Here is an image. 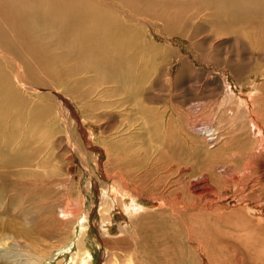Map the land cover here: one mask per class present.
I'll return each instance as SVG.
<instances>
[{"label":"bare ground","instance_id":"1","mask_svg":"<svg viewBox=\"0 0 264 264\" xmlns=\"http://www.w3.org/2000/svg\"><path fill=\"white\" fill-rule=\"evenodd\" d=\"M193 1L198 6L213 9L214 12L208 14L207 18L211 17L212 20L217 22L224 18L226 23L232 25H243L244 21L250 16L257 15L258 17L264 13V0ZM119 2L122 6V12L111 7V5L110 7L107 6V3V5L102 4L98 0H0V264H53L58 256L56 253H63L64 257L68 256L69 264H94L96 257L94 247L99 246V241L96 242V238L101 241L104 247H102L105 256L104 264H225L223 260H218V262L213 260V258L220 257L221 251L217 248L218 245L212 240L211 236L210 242L204 238V235H207L208 232L201 230L206 229L207 226L200 224V227H197L186 216L189 211L190 214L195 215L193 219L198 220L202 211H208V209L216 206L214 205L215 201L208 199L202 202L203 207L196 205L189 208L188 205L182 206L184 199L180 198L179 195L173 197L172 193H169V189L168 191L166 189L159 190L158 193L156 191L148 193L139 187L131 188V181L129 182L127 178L129 174L126 173V167L132 163V159L134 163L139 162V160L136 161L138 156L132 159L130 155L127 156L129 154L128 147L132 146L133 149V143L128 140L126 143H122L123 145L119 139L120 143H108L105 147L101 145L104 149L103 153L105 151L107 153L108 162L105 163L106 165L112 162V152L117 154L114 161V170H109L110 174L106 172L107 170L105 171L108 175L106 178L110 180L108 186L97 180H94L93 184L90 181L86 183L84 194L80 182H78L77 192L75 186H69V193H65L63 200L55 202V200H52V191L50 187L48 188L47 183H40L43 181L44 175L40 174L37 168L43 165L44 162L38 159L39 149L31 148V142L26 139V135L30 130L36 128L39 123H43L47 130L52 128L51 136L56 130H59L60 133L64 132L78 155L83 171L84 169H91V160L97 154L94 150L99 152V147H97L99 144L94 145L96 131L93 126L95 124L92 125L91 120L87 117L96 115L97 111L101 109L108 108L109 110L110 107V105L94 102L93 97L96 89L98 91L102 87V91L100 90L102 93L105 88L104 85H107L109 87L105 88L107 94L111 93L114 96L124 94L129 103H139L142 97L145 98L146 91H149L154 82L160 78V72L157 70L152 83L148 86V83H150V70H147L148 57H142V54L148 51L146 48L147 42L141 33L144 32L145 34L146 30L136 23L140 18L137 16L140 14L133 12V9H135L150 14L148 7L152 1L143 0V7L140 9L134 7L141 5L142 0H119ZM193 4L192 6L196 5ZM119 19L123 20L124 24H121ZM134 29L137 30L140 37L135 36ZM254 44L252 45L255 46ZM157 55L156 53L153 56L157 58ZM160 58L162 57L160 56ZM49 83L57 89L49 92L38 90V87H42L41 84L48 87ZM85 83H91V86L85 88ZM226 95L228 96V94ZM231 95L233 97L234 94ZM28 96L33 97L32 101ZM239 101L237 103H241ZM243 104L245 107L243 105L244 110H241V112L250 116L251 119L248 122L251 123V126L248 125L249 132L247 131L246 135H240V141L243 143L241 142L242 151L239 153L245 158L246 164L243 172H248L250 181L244 184L249 189V187L258 184L264 185V163L260 162V155L264 152V118H262L264 115L262 117L259 115V110L256 109L254 103ZM231 110L233 111L235 108H231ZM140 111L138 113L141 117H147L146 135H148L147 138L145 137V143L143 142L144 147L142 145L141 148L152 153L160 147L159 142L156 143L153 136L161 134L162 130L160 126L152 125L157 116L146 111L143 106ZM238 111L240 112V109ZM117 113L118 110H114V112L113 110L108 112L103 110L102 112L99 111L98 115L99 119H103L114 117ZM239 118L237 114L234 122L236 123ZM242 118L244 119V117ZM81 123L88 130V139L82 136L83 130L78 128L82 125ZM76 130L81 133L77 134ZM204 131L207 136L202 137L205 139L210 141L218 139L219 133L217 136L215 128L211 129L209 127ZM192 136L196 138L194 134ZM221 136L223 138V134ZM91 139L94 141L91 142ZM134 153L136 154V152ZM147 153L149 155V152ZM233 155H235V152ZM167 160L172 159L168 157ZM168 162L170 163V161ZM152 164L154 163L152 162ZM155 165L157 168V164ZM155 165H153L154 168ZM246 165L249 166L248 169ZM256 174L259 176H256ZM226 176L230 177L229 175ZM145 183L147 184V180ZM229 185L233 186L232 183ZM20 186L28 190L40 191L45 189L48 191L49 196L43 197L41 204L38 203L40 210L43 212L39 217H43V220L46 221L44 226L39 224L38 218H34L32 210L34 206L32 204L25 205L22 203L24 210L19 212L13 198L14 194H18V190L21 189ZM98 189L99 195L94 201L95 194H93V191L98 194ZM191 193L193 195L198 194L197 190H192ZM18 198L20 199V196ZM98 200H100L96 214L98 222H94H96L99 231L95 235L90 231L89 216L95 214ZM10 202L13 203L11 206H9ZM161 206H165L163 208L170 210L175 217L182 219V223H190V225H186L189 230V238L187 235L184 238V234L187 233L186 229L184 231L180 230L179 237H176L175 240L173 238V241H177L174 244L177 245L179 251L175 250L172 254L168 253L167 250L161 251L163 249L158 248V246L154 247V250L149 242L151 238L147 239L146 229L140 223L142 222L140 220L143 213L146 214L150 210L155 211ZM162 211L164 210L162 209ZM257 211L255 209L250 211V213L257 214L254 219L248 220V222H254L253 225L264 223V211ZM11 213L15 215L21 213V216H24L18 222V225L13 220L9 221L8 216ZM133 222H136L134 223L137 224L136 227H132ZM245 225L247 226L246 223ZM19 230H22V232ZM156 231L158 230L156 229ZM166 235H157V239L155 236L154 238L158 242L161 241L160 238H163L165 242L167 241L166 244L173 242L170 238L167 239ZM249 235L251 234L248 232L242 236V242L245 244L251 243L253 246H249V249L253 251L250 250L251 253H254L256 244L254 245ZM237 238L239 239V237ZM155 239L152 243L155 242ZM144 242L145 246H143ZM187 242H189V245L183 246V243ZM130 243L134 246L128 251V246L125 245ZM191 243L194 245H191ZM159 246L162 245L159 244ZM65 259L59 260L56 264H64Z\"/></svg>","mask_w":264,"mask_h":264},{"label":"rangeland","instance_id":"2","mask_svg":"<svg viewBox=\"0 0 264 264\" xmlns=\"http://www.w3.org/2000/svg\"><path fill=\"white\" fill-rule=\"evenodd\" d=\"M98 1L105 5L108 4L107 6L109 7L111 5V7L117 10L119 9L122 12V6L119 0H114V2H112V0ZM151 1L152 3L149 7L147 6L149 10L147 11L150 14L143 13L135 9H133V12L140 14L137 16L140 18L136 23L139 27L146 30L145 34L144 32L141 33L142 37H144L147 42L146 48L148 51L147 53L144 52L142 57H148L147 70H150V83H148V86L152 83L157 70L160 72V78L154 82V85H152V88L149 91H146L145 98L142 97L139 103H129L124 94L116 96L111 93L107 94L105 91V88H109L107 85H104L105 88L102 93V87L99 88L98 91L96 89L93 97L94 102L96 101L100 104L110 105L109 110L108 108L98 110L101 112L103 110L105 112L112 110L114 112V110H118V113L114 117L99 119V111H97L98 113H96V115L87 117L91 120L92 125L95 124L93 126L96 131L94 145L97 146L99 144L97 146L99 147V152L94 150V152H97L98 157L96 154V156L92 158L91 169H84L83 171L81 167L82 164L79 163L80 161L78 155L74 151L73 145L70 143V139L66 137L64 132L60 133L59 130H56L53 136H51L52 128L47 130L43 123H39L36 128L30 130L26 135V139L31 142V148L34 147L39 149L38 159L39 161L44 162L43 165L37 168V171L44 175L43 181L40 183H47L48 188L50 187L52 191V200H55V202L63 200L65 193H69V186H75L77 192L79 186L78 182H80L79 184L83 193L86 189V183L90 181L93 184V181L97 180L98 182L105 183V185L108 186L110 180L107 179L106 176L108 177L107 173L110 174L109 170H114V161L117 154H115L116 152H112L114 156L112 155V162L109 164L107 163L109 166L108 169L105 164L108 162L107 153L106 151L103 153V147H105L108 143L117 144L119 140L121 144H124L128 140L133 143V149L132 146L128 147L130 150L128 149L129 154L127 156L129 157L130 155L131 159L138 156L136 161L139 160V162L137 161L134 163L132 159V163L126 167V173L129 174L127 175V178L129 182L131 181V188L139 187L141 190H146L148 193H152L153 191L158 193L159 190L166 189L168 191L169 189V193L171 192L173 197L179 195L180 198L184 199L181 204L182 206L188 205L187 207L189 208H193L196 205L200 206L203 201L212 199L215 201L214 205L216 206L208 209V211H202L200 214L201 217H199L198 220H194L193 216L195 215L190 214L191 212L189 211V214L187 213L186 216H188V219L193 222L192 224L197 227H200V224L205 227L207 226V230L204 228L201 231H207L208 234L204 235L202 233V235H204V238L209 242L212 238V240H214L218 245L217 248L221 251H219L220 257L213 258V260L215 262L223 260L225 264H264V223L253 225L252 223L254 222H248V220L251 221L252 218L254 219V217L257 216L256 213H250L252 209L264 211V185L258 184L254 187H249V189L246 188L244 183H248L250 178L248 177V172H243L246 163L244 156L240 154L242 151V141H240V135H246V132H249V126H251V123L248 122L251 119L250 116L241 112V110H244L245 107L243 103H254L256 109L259 110V115L261 117L264 115V13L258 17L257 15L250 16V18H247L244 21L243 25H232L226 23L224 18L221 19L222 22L212 20L211 17L207 18L208 14H212L214 12L213 9L206 6H198V4L193 0ZM192 4L194 6H192ZM141 7H143V0L141 5L135 6L134 8L140 9ZM124 11L126 10L124 9ZM119 22L124 24L123 20L121 21L119 19ZM227 24L229 25V28ZM134 33L136 37H140L137 30L134 29ZM156 53L162 58L158 55L157 58L154 57L153 55ZM40 86L42 87H38V90L41 92H49L57 89L51 83H49L48 87H46V85L44 87L42 84ZM90 86L91 83L84 84L85 88ZM95 87H97V85H95ZM229 92L235 96L233 95L232 97ZM226 94H228V96ZM238 96L239 98H237ZM28 98L31 101L33 99L32 96H28ZM238 101L241 103H237ZM142 106L146 111L151 112L154 116H157L152 125H158L162 130L161 134L153 136L154 141H156V143L159 142V149L161 148L160 150L155 149L152 151L153 154L151 151L141 148L142 145L144 147L143 142L145 137H148V135H146L147 117L143 118L138 113V111L141 112L140 110ZM229 107L233 109L235 108V110L232 111ZM238 109H240V112ZM237 114L240 118L237 119V122L235 123L234 118L237 117ZM242 117H244V119ZM81 124L82 125L78 126V128L83 130L82 136L88 139V130L84 127L83 123ZM209 127L211 129L215 128V131L219 129L215 132L217 136L219 133L218 139H213L211 140L212 142L209 139L208 141L204 138L207 136L204 134V130ZM76 131L77 134L81 133L78 130ZM192 134H194L196 138H194ZM221 134H223V138ZM93 141L94 140L91 139V142ZM232 150L233 152H231ZM134 152H136V154ZM147 152H149L150 156ZM234 152L235 155H233ZM164 155L167 156L164 157ZM214 156H216V158H214ZM168 157H171L172 160H167ZM260 157L261 161H259L264 163V152L260 155ZM160 158L161 160H159ZM168 161H170V163ZM152 162L154 164H152ZM155 164H157V168ZM241 164H244V167ZM153 165H155V168ZM147 166H149V169ZM246 167L248 169L249 166L246 165ZM92 169L95 170L93 171ZM149 170L151 173L148 172ZM105 171L107 173H105ZM226 175H229L230 177L228 178ZM256 176L259 175L256 174ZM145 179L147 180V184L145 183ZM231 183L233 186L229 185ZM67 184L68 186H66ZM149 187L151 188L149 189ZM20 188L21 189L18 190V194H14L15 196L13 198L19 212L24 210V208H22V203L25 205L32 204L34 206L32 208L34 218H38L40 221L39 224H43L42 226H44L46 221L43 220V217H39L40 214L43 213L39 208V204L43 201V197L49 196L48 191L45 189H41L40 191L32 189V191L21 186ZM190 190H197L198 194L193 195ZM97 191L98 194L93 191V194H95L94 201H96L97 195H99V189ZM218 191L220 192L218 193ZM18 196H20V199ZM99 201L100 200H98V205L95 208V214L89 216V225L91 226L90 231L95 235L96 232L99 231L96 222H94L97 221L96 214L98 211ZM35 203L37 204L36 206ZM12 204L13 203L10 202L9 206ZM221 204L223 205L221 206ZM201 206L203 207V205ZM163 207L165 206H161L155 211L150 210L146 214L143 213L141 220H139L142 221L140 222L142 227L144 226L143 228L146 229L147 239L149 240L151 238L149 240L150 244H152L151 247L155 250L154 247L158 246V248L163 249L161 251L167 250L168 253L170 252L172 254L175 250L179 251L177 245L174 244L177 241H173V238L175 240L176 237H179L178 233L180 230L184 231L185 229L187 233L184 234V238L186 235L189 238V230L186 228V225H190V223H182V219L175 217L170 210ZM162 209L164 211H162ZM23 217L21 216V213H18L17 215L11 213V215L8 216L9 221L13 220L17 223V225ZM134 223L136 222L132 223V227L137 226V224ZM250 224L252 225L250 226ZM160 226L163 228L161 229ZM155 228L158 231H156ZM198 230L200 231V229ZM19 231L22 232V230ZM248 232L251 234L249 237L252 238L254 245L256 244L254 253H251L252 250L249 249V246L252 245L251 243L245 244L242 242V236ZM148 234L149 236H147ZM163 234H167V237H165L167 239L170 238V240L173 241L170 242V244L167 243L168 246L166 244L167 241L165 242L163 238H160V242L156 241L157 235L161 236ZM237 237H239V239ZM153 238L155 239V242L152 243L154 240ZM96 240V242L99 241V246L94 247V255L96 256L94 264H104V247L99 239L96 238ZM188 243L189 242L183 243V246H188ZM159 244L162 246H159ZM191 245L194 244L191 243ZM125 246H128V251H130L134 245L130 243ZM143 246H145V242ZM101 253L103 254L101 255ZM56 254L58 256L55 258L56 261H54L53 264H56L63 258H66L64 264H69L68 256L64 257L63 253Z\"/></svg>","mask_w":264,"mask_h":264}]
</instances>
